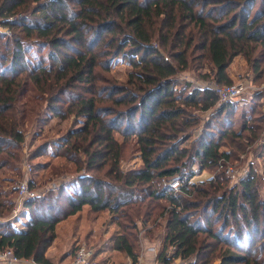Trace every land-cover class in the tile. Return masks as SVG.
Listing matches in <instances>:
<instances>
[{
  "label": "trees",
  "instance_id": "1",
  "mask_svg": "<svg viewBox=\"0 0 264 264\" xmlns=\"http://www.w3.org/2000/svg\"><path fill=\"white\" fill-rule=\"evenodd\" d=\"M0 25L12 33L0 32V171L18 169L28 128L44 115L82 122L53 143L69 175L43 164L57 187L25 202V231L6 218L17 189L5 191L0 175V248L52 264L46 252L58 224L86 211L91 221L112 215L114 248L134 261L137 219L167 217L163 264H264V173L251 167L230 185L223 168L263 136L262 94L219 105L211 87L176 79L207 65L204 79L232 84L228 68L242 56L262 83L264 0H0ZM118 58L132 68L126 82L110 75ZM198 111L212 113L204 120ZM131 146L142 163L124 170Z\"/></svg>",
  "mask_w": 264,
  "mask_h": 264
},
{
  "label": "rangeland",
  "instance_id": "2",
  "mask_svg": "<svg viewBox=\"0 0 264 264\" xmlns=\"http://www.w3.org/2000/svg\"><path fill=\"white\" fill-rule=\"evenodd\" d=\"M8 28L0 25V32H8ZM9 36L12 35V33L9 31L7 33ZM1 44V43H0ZM193 68L188 70H182L179 71L176 75V79L179 81L180 84L185 85L187 83H191L195 86H198L199 88L204 85H209V83L214 84L213 80L210 79H204V74L206 72H209V68H197L196 65H192ZM131 66L122 59H115L113 61V68L110 73V75L122 82H126L128 79V75L131 71ZM228 74L232 78L233 83H238L239 81L243 82L248 87L255 88V91L258 93H261L262 96L260 97V102L263 106L264 111V81L262 83L255 82V75L252 72L250 66L247 64L246 60L242 56H238L235 58L232 63L230 64L228 68ZM252 93L251 90H248ZM254 91V92H255ZM257 95V94H256ZM255 96V95H254ZM254 96H251L249 94H245L244 98L237 99L234 102H237L240 106L245 105L244 100H248L247 102L251 101ZM246 102V103H247ZM212 112H199L202 116V119H207L208 116H210ZM242 123V120L238 122V125ZM82 125L81 123H76L74 117H71L67 120H62L60 118H57L53 115H44L42 119H39L35 121L33 126H30L28 128V131L26 133V142L23 147L22 151V158L19 163L18 169L14 170L13 167H10V169H3L0 171L1 179H2V185L3 189L5 191L11 190L13 187L17 189V186L24 178V166L28 163L32 164L34 167V172L32 174L33 180L36 182L35 187L42 191V189L46 186H50L53 181L57 180L55 174L52 172V168L54 169V166L61 167L63 175L61 178L67 179V176L69 175L66 169H69L67 167V161L60 158H55L52 156V153L54 152L55 146H53V143H55L56 139L60 138L64 134H66L70 129L80 127ZM195 130L192 132L193 134L187 136V139L185 142H183L182 146H190L192 140L196 138L199 133L200 129ZM191 138V139H190ZM237 143H235L236 145ZM242 146L240 152H237L234 155V159L232 162L227 163L226 167H223L225 170V176L229 178L230 185H233L239 181L241 177H245L246 174H248L251 167L256 170L257 174L259 176H262L264 173V132L263 136L256 142L252 144ZM52 164V168L48 167L46 169L43 168L45 164ZM141 158L139 153L132 148H128L125 152L124 159L121 162L122 168L124 170H129L133 168H137L141 164ZM17 164V163H16ZM44 164V165H43ZM233 167L237 172V177L232 178L227 174V168ZM64 168V169H63ZM66 168V169H65ZM70 170V169H69ZM219 170H221L219 168ZM219 170L216 171H204L200 175L194 176L191 180V182L195 183H201L203 181H207L217 175ZM13 178V182L8 181L9 179ZM173 181H177V179H174ZM165 182V181H164ZM261 184H264V180H261ZM15 199L17 197V191L15 193ZM164 204V203H163ZM165 205H167L165 203ZM11 213L6 217L7 219H11ZM108 215L103 220H111L113 222V217L111 214H105ZM3 220V218H0ZM96 220V219H95ZM105 221V222H107ZM138 225V232H139V238L137 240L138 248L140 254L142 253L144 247L147 245L152 246L156 245L158 248V257L160 252H162V249L165 245V237H166V224H167V217L159 218L156 223H153L152 221L147 222L146 224L143 223L141 219H137L136 221ZM106 225V224H104ZM116 229L120 231V226L115 222ZM102 230L104 229H98L96 233V239L94 240V245L89 244L87 241H81V243H87L92 248L93 246H96L98 241L101 239L100 235L102 234ZM75 245L73 249L76 247ZM52 248L51 252H55ZM173 248H176L174 246H169L167 248V253L170 254L171 250ZM72 249V250H73ZM170 252V253H169ZM179 260L177 264H191L192 262L196 261V257H191L188 260H182L175 258L173 259L172 263L175 262V260ZM172 260V259H171ZM220 262L219 258H215V264H218Z\"/></svg>",
  "mask_w": 264,
  "mask_h": 264
},
{
  "label": "crops",
  "instance_id": "3",
  "mask_svg": "<svg viewBox=\"0 0 264 264\" xmlns=\"http://www.w3.org/2000/svg\"><path fill=\"white\" fill-rule=\"evenodd\" d=\"M106 217L108 215L103 214L96 220L91 221L86 216V211H82L60 222L56 229L57 237L53 245L46 252V257L52 264H69L73 257V253H71L73 247L79 245L81 241H87L89 244L94 245L93 242L97 237V230L104 229L102 230L103 235H100L101 239L96 246H93L96 257L100 260L101 264H125L127 258L130 256L114 248V238L119 232L115 230L116 225L114 222L103 220ZM28 221L29 213L24 209L20 216L13 220V223L18 231H25ZM53 247H55V252L52 253ZM176 250V248H173L170 251L171 253L167 254V258L174 257ZM146 257L149 261L153 258L150 252L146 254ZM178 261L176 259L173 264H177Z\"/></svg>",
  "mask_w": 264,
  "mask_h": 264
},
{
  "label": "built area",
  "instance_id": "4",
  "mask_svg": "<svg viewBox=\"0 0 264 264\" xmlns=\"http://www.w3.org/2000/svg\"><path fill=\"white\" fill-rule=\"evenodd\" d=\"M9 32V31H8ZM7 32V33H8ZM198 87V86H197ZM211 87L219 97V105L226 102H234L237 99L244 98L245 94L254 96L258 94L255 91V88L248 87L244 81H239L234 84H211L204 85L200 88ZM248 90H251L252 93ZM255 91V92H254ZM248 100H244V102ZM245 102V103H246ZM24 178L17 186V197L15 199V205L12 209L11 219L14 220L20 216L21 212L25 209L24 204L28 199L35 198L41 192L46 191L50 188H56V180L46 186L40 191L35 187V184H32L33 178L32 174L34 172V167L32 164L28 163L24 166ZM227 174L232 178L237 177V172L233 167L227 168ZM32 184V185H31ZM172 188L179 190L181 188L180 181H170ZM158 248L156 245L144 247L142 253L138 257L137 261H134L131 257H128L125 264H163L158 260ZM150 252L152 254V259L149 261L146 257V254ZM0 264H39L33 258H21L14 254V251L11 247L0 248ZM69 264H101L100 260L96 257L95 249L92 248L87 243L79 244V247L75 251V254Z\"/></svg>",
  "mask_w": 264,
  "mask_h": 264
}]
</instances>
